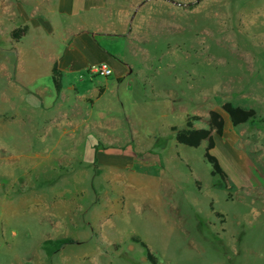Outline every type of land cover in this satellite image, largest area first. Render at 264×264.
Wrapping results in <instances>:
<instances>
[{
	"label": "rangeland",
	"instance_id": "rangeland-1",
	"mask_svg": "<svg viewBox=\"0 0 264 264\" xmlns=\"http://www.w3.org/2000/svg\"><path fill=\"white\" fill-rule=\"evenodd\" d=\"M40 1L0 0L4 63L16 60L10 31L29 25ZM120 3L140 49L128 60L140 72L106 94L117 134L88 135L81 157L61 155L62 167L55 152L35 156L22 135L18 150L0 151V264H52L39 247L50 237L72 238L64 253L83 264H151L132 237L159 264H264V0ZM57 15L52 22L63 21ZM42 35L20 47L62 46L58 30ZM210 110L225 121L211 150L225 181L210 174L207 142L178 144L171 131L192 115L207 128Z\"/></svg>",
	"mask_w": 264,
	"mask_h": 264
},
{
	"label": "crops",
	"instance_id": "crops-1",
	"mask_svg": "<svg viewBox=\"0 0 264 264\" xmlns=\"http://www.w3.org/2000/svg\"><path fill=\"white\" fill-rule=\"evenodd\" d=\"M121 1L41 0L39 6L34 7L27 19L30 24L25 37L34 33V38L43 40L42 33L52 35L58 30L62 46L58 50L51 46L30 50L20 47V40L14 44L15 63L6 64L0 60V77L3 79L0 105L4 107L0 108V137L11 136L9 144L4 146L1 143L0 151L18 150L17 140L13 144V138L22 135L32 139V144L29 141L27 144L33 147L34 151L31 150L35 156L55 152L62 167L61 155L81 157V148L86 147L88 135L113 137L112 134H117L119 120L111 114L106 94L115 84L119 85L128 76L140 72L128 60V53L133 50L137 55L140 49L137 44L132 45L127 7L121 3L116 5ZM17 11L22 15L23 10L18 8ZM57 14L62 22H52V16ZM6 21V14L0 10V26ZM54 65L61 73L59 92L55 91L52 80ZM100 65L108 68L110 74L90 73V68ZM87 85L90 89L85 91ZM16 89L25 90L27 95L15 98ZM7 108L11 111L7 112ZM18 128L23 134H18ZM109 142L110 146L116 143L115 140ZM122 144L127 146L128 142ZM45 164L37 162L30 166L40 169L44 175L42 168L47 167ZM64 248L50 258L52 264H83L78 257H67ZM90 264L95 263L90 261Z\"/></svg>",
	"mask_w": 264,
	"mask_h": 264
},
{
	"label": "trees",
	"instance_id": "trees-1",
	"mask_svg": "<svg viewBox=\"0 0 264 264\" xmlns=\"http://www.w3.org/2000/svg\"><path fill=\"white\" fill-rule=\"evenodd\" d=\"M28 26H18L10 31V38L13 42H19L27 33ZM52 80L54 89L56 92L61 88V73L54 65L52 68ZM101 94V90H98V95ZM199 116H187L186 124L184 128L178 129L172 127L171 131L174 133L175 140L178 144H182L188 147L196 148L203 141L207 142L204 158L211 165V176H218L221 181H225L227 178L225 171L219 164L217 158L211 154V150L215 147L214 135L222 137L224 133L225 121L223 116L216 110H210L206 120L207 128H195L193 123L200 121ZM132 242L139 243L146 251V259L151 264H159L156 257L153 256L147 249L146 245L141 242L137 237L131 238ZM75 241L72 238H60V239H48L41 243L40 249L45 255V258L49 260L55 253H57L62 247L73 244Z\"/></svg>",
	"mask_w": 264,
	"mask_h": 264
},
{
	"label": "built area",
	"instance_id": "built-area-1",
	"mask_svg": "<svg viewBox=\"0 0 264 264\" xmlns=\"http://www.w3.org/2000/svg\"><path fill=\"white\" fill-rule=\"evenodd\" d=\"M90 73L94 75H102L106 76L110 74V70L106 68L105 66H95L93 68H90Z\"/></svg>",
	"mask_w": 264,
	"mask_h": 264
}]
</instances>
